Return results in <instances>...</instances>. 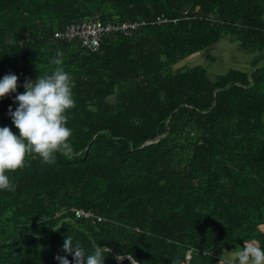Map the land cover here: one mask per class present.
<instances>
[{"label": "trees", "instance_id": "16d2710c", "mask_svg": "<svg viewBox=\"0 0 264 264\" xmlns=\"http://www.w3.org/2000/svg\"><path fill=\"white\" fill-rule=\"evenodd\" d=\"M96 18L147 24L92 53L54 37ZM57 50L75 82L73 153L7 173L0 264H75L67 235L111 249L104 264H218L245 240L264 248V0H0V80L19 77L0 127L19 134L9 108Z\"/></svg>", "mask_w": 264, "mask_h": 264}, {"label": "clouds", "instance_id": "9594fccd", "mask_svg": "<svg viewBox=\"0 0 264 264\" xmlns=\"http://www.w3.org/2000/svg\"><path fill=\"white\" fill-rule=\"evenodd\" d=\"M64 53L57 50L51 63L56 67L49 75H39L33 82L26 80L25 92L17 94L15 101L18 107L9 108V115L18 135L10 127H0V190L14 192L16 186L7 173L15 172L26 166L27 158L33 154L42 162L52 165L56 162L57 153L71 155L73 131L68 127V112L76 106L73 96L75 82L63 64ZM19 77L8 74L0 80V99L17 93ZM63 250L74 255L75 264H104L105 253L111 249L96 245L94 251H87L72 236L64 238ZM131 264H139L131 254L127 255ZM59 264H70L64 256H57ZM123 261L125 255H118ZM172 264H186L178 258ZM219 264H264V248L255 239L245 240L242 247L232 252L225 251Z\"/></svg>", "mask_w": 264, "mask_h": 264}, {"label": "built area", "instance_id": "2783aa9c", "mask_svg": "<svg viewBox=\"0 0 264 264\" xmlns=\"http://www.w3.org/2000/svg\"><path fill=\"white\" fill-rule=\"evenodd\" d=\"M167 21L168 19L164 15H160L154 19L153 24L160 25ZM146 24V21L104 23L101 19L96 18L83 21L79 24H70L64 30L55 32L54 37L68 41L79 40L82 47L92 53L99 50L104 37L117 33L131 37L135 34L136 30ZM76 215L78 217H89L90 213L76 210ZM98 220L101 221L102 219L99 217ZM190 260L191 255L189 254L187 256L186 264H189Z\"/></svg>", "mask_w": 264, "mask_h": 264}, {"label": "crops", "instance_id": "0c3cea01", "mask_svg": "<svg viewBox=\"0 0 264 264\" xmlns=\"http://www.w3.org/2000/svg\"><path fill=\"white\" fill-rule=\"evenodd\" d=\"M229 44V43H228ZM227 49H229L228 50V53L227 54H225V55H221V59L223 60V61H226V60H231V62H232V51L230 52V48H228V47H230V45H227V46H225ZM217 69H218V67H217ZM224 70V69H223ZM225 251H227V252H231L230 250H228V249H225V250H223L222 251V253H221V255H220V258L223 256V254H224V252ZM219 258V259H220ZM219 264V263H218Z\"/></svg>", "mask_w": 264, "mask_h": 264}, {"label": "rangeland", "instance_id": "374dc122", "mask_svg": "<svg viewBox=\"0 0 264 264\" xmlns=\"http://www.w3.org/2000/svg\"><path fill=\"white\" fill-rule=\"evenodd\" d=\"M224 49H226V47H225V45H224ZM232 49V46H231V48H230V50ZM237 55H240L239 53H236ZM242 61H240V60H238V61H235V63H241V62H244V60L245 59H241ZM229 62L231 61V60H228ZM225 63V62H224Z\"/></svg>", "mask_w": 264, "mask_h": 264}]
</instances>
